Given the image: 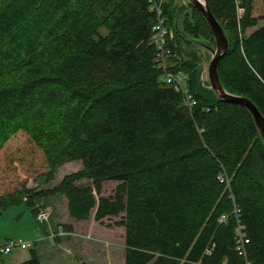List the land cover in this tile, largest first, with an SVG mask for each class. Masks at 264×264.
I'll return each mask as SVG.
<instances>
[{
    "label": "trees",
    "instance_id": "trees-1",
    "mask_svg": "<svg viewBox=\"0 0 264 264\" xmlns=\"http://www.w3.org/2000/svg\"><path fill=\"white\" fill-rule=\"evenodd\" d=\"M207 3L229 40L223 86L264 115V0ZM163 15L165 59L148 0H0V215L26 201L48 223L36 198L61 194L75 221L119 218L125 264H264V140L245 105L202 79L216 39L199 9L179 24L166 0ZM73 161L57 185L25 187L24 170L51 181ZM37 244L19 264H43Z\"/></svg>",
    "mask_w": 264,
    "mask_h": 264
},
{
    "label": "rangeland",
    "instance_id": "rangeland-1",
    "mask_svg": "<svg viewBox=\"0 0 264 264\" xmlns=\"http://www.w3.org/2000/svg\"><path fill=\"white\" fill-rule=\"evenodd\" d=\"M179 24L189 7V0H174ZM190 10V9H189ZM204 72L202 79L208 80L210 51L202 48ZM207 72V74H206ZM207 77H206V76ZM82 167L81 161L66 163L58 169L53 180H47L44 174L24 170L25 187L45 190L57 185L63 177ZM116 183L107 182L104 195L114 192ZM36 202L44 205L50 212L48 223H40L33 213L32 206L26 201L8 207L0 215V241L29 243V247L14 245L13 251L0 256V264H18L30 257V249L38 241L39 253L43 264H125V238L122 227L113 225L117 218L106 223L95 220L94 212L87 220L75 221L68 212V202L64 195L43 196ZM72 224L74 232H68L63 226ZM111 224V225H110ZM54 229L46 237V228ZM53 235V236H52ZM58 252V253H57ZM57 256L54 258V256Z\"/></svg>",
    "mask_w": 264,
    "mask_h": 264
},
{
    "label": "water",
    "instance_id": "water-1",
    "mask_svg": "<svg viewBox=\"0 0 264 264\" xmlns=\"http://www.w3.org/2000/svg\"><path fill=\"white\" fill-rule=\"evenodd\" d=\"M189 2L192 3L195 7H197L199 11L203 14L208 24L212 28L216 39V47L203 43V45L211 53V58L208 65V78L210 81V87L217 93L219 98L239 102L245 105L253 115L257 127L264 140V115L249 98L228 92L220 80L218 73V64L220 59L225 55V53L229 49V40L225 34L223 26L212 13L207 3V0H204L205 5H203L199 0H189ZM39 192H44V190H39Z\"/></svg>",
    "mask_w": 264,
    "mask_h": 264
},
{
    "label": "built area",
    "instance_id": "built-area-1",
    "mask_svg": "<svg viewBox=\"0 0 264 264\" xmlns=\"http://www.w3.org/2000/svg\"><path fill=\"white\" fill-rule=\"evenodd\" d=\"M150 4V9L154 11L157 14V22L154 25V34H153V39L154 42L156 43L158 49L161 51V55L165 59V55L169 53V50L167 49L168 47V36H173V32L166 26L165 24V17L163 15V8H164V3L165 0H148ZM163 59V60H164ZM164 62V61H163ZM168 81L172 82L173 80L177 81L176 88L179 91H183L185 93L187 102L189 105H193L196 103V100L192 93L189 91V89L186 88L184 81L185 77L183 74L178 73L176 77H173V74H168ZM236 212H239V209H236ZM50 217V212L48 210H41V212L38 215V219L40 221H46ZM228 215L223 214L221 217V221H226ZM236 234L239 242V250H244V244L245 241L247 242L246 238V232H245V226L240 220L238 223V226L236 228ZM246 239V240H245ZM14 245H20L21 247L25 248L28 247L29 244L19 241V242H2L0 241V256L3 253H8L11 252L12 247Z\"/></svg>",
    "mask_w": 264,
    "mask_h": 264
},
{
    "label": "bare ground",
    "instance_id": "bare-ground-1",
    "mask_svg": "<svg viewBox=\"0 0 264 264\" xmlns=\"http://www.w3.org/2000/svg\"><path fill=\"white\" fill-rule=\"evenodd\" d=\"M203 5H205V2H204V0H199ZM216 46V45H215ZM205 47V46H204ZM201 52V51H200ZM169 59V58H168ZM167 68V67H166ZM206 74H207V72H206ZM208 75V74H207ZM206 76V75H205ZM207 77V76H206ZM208 78V77H207ZM207 81V80H206ZM210 84V83H209ZM243 105V104H242Z\"/></svg>",
    "mask_w": 264,
    "mask_h": 264
},
{
    "label": "crops",
    "instance_id": "crops-1",
    "mask_svg": "<svg viewBox=\"0 0 264 264\" xmlns=\"http://www.w3.org/2000/svg\"><path fill=\"white\" fill-rule=\"evenodd\" d=\"M52 230H54V229H52ZM68 232H74V229L73 230H71V231H68ZM13 251V250H12ZM58 253V252H57ZM7 254V253H6ZM57 255H55L54 256V258L56 257ZM124 257H125V254H124ZM57 258H58V256H57ZM23 262V261H22ZM19 264V263H18ZM57 264H61V263H57Z\"/></svg>",
    "mask_w": 264,
    "mask_h": 264
}]
</instances>
